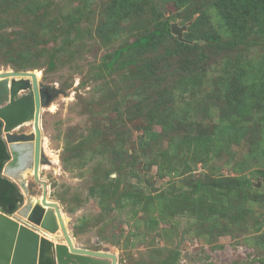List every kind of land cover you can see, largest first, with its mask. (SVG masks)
Instances as JSON below:
<instances>
[{"label": "rangeland", "instance_id": "rangeland-1", "mask_svg": "<svg viewBox=\"0 0 264 264\" xmlns=\"http://www.w3.org/2000/svg\"><path fill=\"white\" fill-rule=\"evenodd\" d=\"M47 2L59 25L80 16L69 26L71 41L55 70L43 75L45 58L38 52L28 61L42 66L32 69L39 81L59 90L40 114L48 162L39 179L74 245L114 253L118 264H264V176L250 174L264 169V94L250 95L249 114L239 121L219 110L222 88L242 99L248 88L237 80L238 68L252 76L254 70L241 65L261 57L264 38L245 25L235 31L240 44L229 49L222 43L229 35L216 19L226 13L215 5L219 0H193L201 6L195 12L161 3L158 11L181 27V37L172 36L191 49L179 50L170 38L166 53L133 54L140 70L130 65L99 79L98 63L132 36L103 44L85 33L100 24L107 0ZM14 7L9 15L0 5V46L12 39L6 49L24 41L13 42L24 21ZM237 17L256 22L247 11ZM57 42L66 43L58 36ZM6 69L12 62L0 50V71ZM25 124L14 131L30 132ZM26 175L30 195L40 198L41 183ZM234 176L252 177L251 187L223 185ZM213 179L216 186L209 184ZM50 238L63 240L60 231Z\"/></svg>", "mask_w": 264, "mask_h": 264}, {"label": "trees", "instance_id": "trees-1", "mask_svg": "<svg viewBox=\"0 0 264 264\" xmlns=\"http://www.w3.org/2000/svg\"><path fill=\"white\" fill-rule=\"evenodd\" d=\"M218 5L220 7H226L225 12L217 13L216 19L219 20L220 30L229 35L226 40H223V44L232 50L240 44V40L235 35V31H242L245 25L250 26V31H255L259 37L264 38V0H219ZM171 2L178 7H194V11H197L200 5H196L193 0H107L105 6V15L103 16L100 24L93 29L89 28L85 33L90 38L100 39L103 44L111 43L114 40L123 37L125 34L131 35L133 40L129 42H123L120 46L115 48L111 53L106 54L101 63H98V77L99 79L104 78L106 74H111L115 70H122L125 67L134 65L137 69H141L140 65L133 58V54L138 52L155 53L161 51L162 53L168 52V41L170 38H174L171 34L170 29V16L165 17L157 8L160 7L161 3L166 4ZM192 2V3H191ZM47 0L36 1V0H0V5L7 7L8 14L13 15L10 11H16L23 13L24 21L18 24L15 33L17 36L13 38V42L22 39L15 48L10 47L6 49V42L12 41V39H4V44L0 46L3 54L6 56V52L12 62V69L14 70H32L37 67H42L40 63H28L33 52L45 58L46 67L44 70V76L46 71L55 70L59 63V56L66 52L68 48L67 44L69 41V34L73 27H69L74 24V21H78L80 16L66 17L63 23H60V17L54 16L49 13L47 9ZM195 4V5H194ZM14 5V6H13ZM44 8L45 11L37 13L36 11ZM250 12L252 19L256 22L247 24L246 21H238L239 17L235 18V14ZM17 13V14H18ZM202 15L198 17V20H203L205 16L203 11ZM209 18V17H207ZM205 19V18H204ZM212 22V20H210ZM197 24V21L194 22ZM62 30V31H60ZM60 31V35L58 32ZM233 31V32H232ZM57 32V34H56ZM57 36L62 39L61 47L57 45ZM130 38V37H128ZM127 38V39H128ZM215 40H220V37H215ZM52 43V45H49ZM174 44L179 50H189L190 45L187 42L178 41L174 38ZM36 47L38 49H36ZM40 48V49H39ZM162 53L157 54L162 55ZM38 55V54H37ZM261 57L253 64L241 65L246 67L250 71L254 70L252 76L245 69H240L237 73V80H239L248 89L243 93L242 99L236 94L237 91L228 88H222L221 99L223 96V103L220 107L221 114H228L236 116L235 120L239 121V117L249 114L248 104L252 98L254 99V91H259L258 97L264 94V51H261ZM126 56V59L123 57ZM22 59V60H21ZM155 58H152V60ZM6 60V59H5ZM32 62V61H31ZM137 76V75H135ZM250 84H249V83ZM83 84V83H81ZM102 85V84H101ZM237 86V88L243 87ZM157 92V91H156ZM250 96V97H249ZM156 97L153 96V103H157ZM247 99V100H246ZM2 121L0 120V208L6 213L14 212L21 202L23 196L16 183L9 178L2 175L1 171L5 162L10 158L6 141L2 134ZM155 136V133L152 134ZM251 176L257 175L264 176L263 170H253L250 172ZM251 178L248 176H234L225 179L224 186L228 188H249L251 187ZM219 180H212L210 185H215ZM198 187L201 184L197 183ZM264 246V241L262 243Z\"/></svg>", "mask_w": 264, "mask_h": 264}, {"label": "water", "instance_id": "water-1", "mask_svg": "<svg viewBox=\"0 0 264 264\" xmlns=\"http://www.w3.org/2000/svg\"><path fill=\"white\" fill-rule=\"evenodd\" d=\"M170 29L181 37L176 23ZM58 92L39 81L36 70L0 71L1 131L10 155L1 173L16 183L25 197L12 213L0 208V264H118L114 253L74 245L58 204L47 200V185L39 179L41 166L48 162L41 147L40 114ZM24 123H32L30 132L14 131ZM28 170L42 185L40 199L29 193ZM42 228L60 231L64 241L46 237Z\"/></svg>", "mask_w": 264, "mask_h": 264}, {"label": "bare ground", "instance_id": "bare-ground-1", "mask_svg": "<svg viewBox=\"0 0 264 264\" xmlns=\"http://www.w3.org/2000/svg\"><path fill=\"white\" fill-rule=\"evenodd\" d=\"M37 74V73H36ZM28 124H31V126H32V123H28ZM24 125H26L25 123H24ZM41 147H42V143H41ZM42 150H43V148H42ZM32 174V170H28L26 173H25V176H27L26 174ZM41 194H42V192H41ZM40 198H41V196H40ZM39 198V199H40ZM49 201V200H48ZM62 217H63V221H64V223H65V219H64V216H63V214H62ZM42 230H44L43 232H44V234L46 235V237H48V238H50V233H52L50 230H47V229H43L42 228ZM50 239H52V238H50ZM53 240V239H52ZM64 241V240H63Z\"/></svg>", "mask_w": 264, "mask_h": 264}]
</instances>
